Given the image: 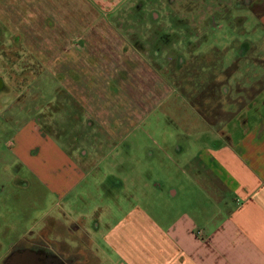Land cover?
<instances>
[{
    "label": "rangeland",
    "instance_id": "374dc122",
    "mask_svg": "<svg viewBox=\"0 0 264 264\" xmlns=\"http://www.w3.org/2000/svg\"><path fill=\"white\" fill-rule=\"evenodd\" d=\"M93 1L99 0H0V245L14 243L31 230L37 233L43 222L53 219L59 223L57 241L78 247L86 232L97 258H110L115 264L118 260L103 241L106 219L114 225L131 207L162 223L164 216L173 220L179 213L207 206L200 197L210 192L205 183L219 176L205 159L215 137L212 126L191 107L194 95L188 94L183 82L194 84L200 75L204 81L217 77L236 88V102L244 100L245 88L240 87L245 84L250 86L245 93L255 96L254 88L264 85V29L253 16L257 10L243 8L242 0H121V9L108 5L105 15L99 13L98 24L92 18L98 12L90 3ZM79 37L83 40L73 46ZM14 38L19 39L15 42ZM88 38L92 40L88 42ZM84 40L90 43L88 47ZM240 50L247 52L246 57H239ZM57 52H132L138 59L133 70L136 80L143 84L154 81L167 92L138 124L127 145L106 157H90L97 169L62 202L19 164L11 148L16 131L27 119L36 118L35 108L56 119V133L48 139L64 155L72 143L78 146L85 139L75 121L60 110H50L61 106L65 96L51 78ZM185 55L179 64V56ZM183 94L187 100L181 98ZM197 103L206 112V103ZM237 164L235 160L234 166ZM233 169L228 170L230 175L238 178L241 173ZM171 191L176 195L171 196ZM55 202L58 207L50 211ZM105 204L112 211L107 218L102 212L98 218L90 216L93 209ZM120 205L122 212L117 209ZM79 218L85 232L75 231L68 238L63 228ZM49 235L50 230L46 237ZM84 239L87 247V235ZM90 264L103 263L92 260Z\"/></svg>",
    "mask_w": 264,
    "mask_h": 264
},
{
    "label": "crops",
    "instance_id": "0c3cea01",
    "mask_svg": "<svg viewBox=\"0 0 264 264\" xmlns=\"http://www.w3.org/2000/svg\"><path fill=\"white\" fill-rule=\"evenodd\" d=\"M242 1L243 8L257 10L253 16L264 29V0ZM90 3L98 11L97 16L92 17L98 24L102 19L100 14L105 15L109 6L114 10L121 9L124 1ZM81 40L83 37L77 38L73 46ZM91 40L88 38V42ZM89 44L86 42L84 46ZM240 52L239 57H246L247 52ZM132 54L65 52L64 55V52H57L54 55L56 64L52 65L51 78L60 92L65 91V96L61 106L58 103L59 106L50 107V110H60L68 120L75 121V128L82 127L85 139L78 146L72 143V149L64 155L48 139L56 133L53 129L56 119L49 112L35 108L36 118L27 119L16 131L11 148L19 164L29 169L57 202H62L76 185L97 169L96 164L90 163L93 154L106 157L127 145L138 124L166 97L167 92L157 88L154 81L143 84L136 80L133 70L138 59ZM186 58L187 55L185 58L179 56V63ZM198 78L202 80L183 84L188 87V94L194 95L195 102L191 107L199 118L212 126L215 137L213 149L206 153L205 159L211 161L219 176L205 183L210 192L200 196L209 205L179 213L173 220L162 216V223L151 220L139 209L130 207L122 212V205L118 206L122 218L114 225L106 219L107 230L103 236L105 246L118 260L115 264H264V85L254 88L253 97L245 93L250 86L240 87L245 88V97L240 104L233 91L236 88L230 86L227 79L225 82L214 77L204 81L202 75ZM180 96L183 100L188 99L184 94ZM197 99L206 103V112L197 106ZM40 124L43 130H40ZM175 151L180 148L177 146ZM235 160L238 167L234 166ZM223 168L225 172H218ZM233 168L241 173L237 174L238 178L230 175L228 170H235ZM174 195L176 191H171V196ZM57 202L50 211L58 207ZM101 212L107 218L112 211L105 204L93 209L90 216L98 218ZM81 223L80 218L70 222L77 227L76 231L85 232ZM99 224L98 220L97 228ZM85 235L87 247L72 248L73 251L78 248L79 253L84 254V264H90L92 260L113 264L110 258H97L98 252H92L90 237L86 232Z\"/></svg>",
    "mask_w": 264,
    "mask_h": 264
},
{
    "label": "flooded vegetation",
    "instance_id": "af4514ba",
    "mask_svg": "<svg viewBox=\"0 0 264 264\" xmlns=\"http://www.w3.org/2000/svg\"><path fill=\"white\" fill-rule=\"evenodd\" d=\"M18 39L16 38L15 42ZM2 86L0 81V90ZM76 228L74 224H69L63 228V231L68 238H73ZM57 229V224L51 219L49 223L43 222L37 233L31 230L27 232V236L23 235L14 243H8L4 247L0 245V264H84V254L79 253V247H84L85 234L79 244L75 243L78 244L79 249L72 253L67 248L74 247H70L63 240L57 241L55 237ZM48 230H50L49 238L46 237Z\"/></svg>",
    "mask_w": 264,
    "mask_h": 264
},
{
    "label": "trees",
    "instance_id": "16d2710c",
    "mask_svg": "<svg viewBox=\"0 0 264 264\" xmlns=\"http://www.w3.org/2000/svg\"><path fill=\"white\" fill-rule=\"evenodd\" d=\"M179 63V62H178ZM180 64V63H179Z\"/></svg>",
    "mask_w": 264,
    "mask_h": 264
}]
</instances>
